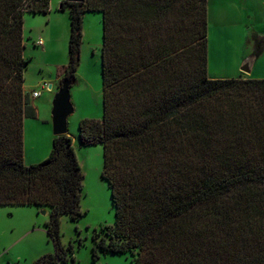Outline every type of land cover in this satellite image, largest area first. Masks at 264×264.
Listing matches in <instances>:
<instances>
[{
  "label": "trees",
  "instance_id": "16d2710c",
  "mask_svg": "<svg viewBox=\"0 0 264 264\" xmlns=\"http://www.w3.org/2000/svg\"><path fill=\"white\" fill-rule=\"evenodd\" d=\"M66 5L69 62L58 76L72 83L85 14L103 16V117L82 119L79 134L84 146L103 145L116 218L109 239L93 244L94 262L111 252L132 264H264V78L209 76L208 0ZM50 7L0 0V205L51 208L55 252L33 264L68 261L61 218L83 215L85 176L69 134L54 137L44 161L24 162L25 120L38 116L24 87V16Z\"/></svg>",
  "mask_w": 264,
  "mask_h": 264
},
{
  "label": "rangeland",
  "instance_id": "374dc122",
  "mask_svg": "<svg viewBox=\"0 0 264 264\" xmlns=\"http://www.w3.org/2000/svg\"><path fill=\"white\" fill-rule=\"evenodd\" d=\"M63 1L51 0L48 13L27 12L24 16V55L30 58L25 69V87L38 109L36 118L25 120L26 165L38 163L31 162L38 155L48 157L56 136L53 101L63 82L58 76L59 70L69 62L71 34L70 6L61 9ZM208 6L209 76L256 78L264 75V41L257 43L264 39V0H208ZM39 39L43 40V45L37 44ZM102 46V13L87 12L80 64L70 89L74 111L68 118V134L73 138L85 176L81 202L83 215L78 220H72L67 214L61 218L62 242L65 246L72 245L73 250L68 252V261L60 264H132L130 254L107 252L101 254L97 263L92 255L94 243L104 236L109 239L107 226L113 225L116 218L111 189L103 178V145L84 146L79 134L82 119L103 117ZM259 47L260 54L249 76L241 71V63ZM44 82L47 88L41 89ZM33 91H39L41 96L33 97ZM50 212L49 207L0 205V264H33L40 256L55 252L46 231Z\"/></svg>",
  "mask_w": 264,
  "mask_h": 264
},
{
  "label": "water",
  "instance_id": "95a60500",
  "mask_svg": "<svg viewBox=\"0 0 264 264\" xmlns=\"http://www.w3.org/2000/svg\"><path fill=\"white\" fill-rule=\"evenodd\" d=\"M73 2H83L84 0H70ZM257 57L249 55L241 63V71L250 75L254 69V65ZM71 85L72 80L67 78L62 82V86L56 93L53 101L52 120L53 130L55 135L68 134V118L74 111V107L71 101ZM52 85H50V88Z\"/></svg>",
  "mask_w": 264,
  "mask_h": 264
},
{
  "label": "crops",
  "instance_id": "0c3cea01",
  "mask_svg": "<svg viewBox=\"0 0 264 264\" xmlns=\"http://www.w3.org/2000/svg\"><path fill=\"white\" fill-rule=\"evenodd\" d=\"M208 20H209V6H208ZM208 49H209V33H208ZM208 67H209V54H208ZM251 75V74H250ZM249 75V76H250ZM258 77H260V78H262V77H264V75H260V76H256V78H258ZM212 78H214V77H212ZM252 78H255V77H252ZM24 87H25V82H24ZM25 90H26V87H25ZM27 91V90H26ZM28 92V91H27ZM41 95H39L38 97H40ZM46 121L47 122H49V120H48V118L46 119ZM24 136H25V124H24ZM55 137V136H54ZM25 138V137H24ZM25 140V139H24ZM53 140H54V138H53ZM38 158L36 159V160H32L31 162H38L39 163V161H42L44 158H46L47 157V155L46 156H44V157H39V155L37 156ZM81 165H82V168H83V164L81 163Z\"/></svg>",
  "mask_w": 264,
  "mask_h": 264
},
{
  "label": "built area",
  "instance_id": "2783aa9c",
  "mask_svg": "<svg viewBox=\"0 0 264 264\" xmlns=\"http://www.w3.org/2000/svg\"><path fill=\"white\" fill-rule=\"evenodd\" d=\"M37 44H38V45H43V40H42V39H39V40L37 41ZM46 88H47V83L44 82V83L41 85V89H46ZM39 95H40L39 91H33V92H32V96H33V97H38Z\"/></svg>",
  "mask_w": 264,
  "mask_h": 264
}]
</instances>
